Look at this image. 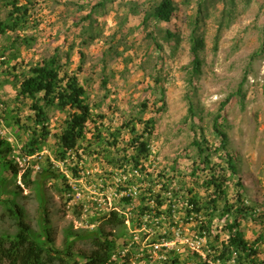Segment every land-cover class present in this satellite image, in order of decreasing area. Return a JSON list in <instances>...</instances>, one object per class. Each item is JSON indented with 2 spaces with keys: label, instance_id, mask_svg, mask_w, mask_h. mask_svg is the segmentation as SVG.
<instances>
[{
  "label": "rangeland",
  "instance_id": "obj_1",
  "mask_svg": "<svg viewBox=\"0 0 264 264\" xmlns=\"http://www.w3.org/2000/svg\"><path fill=\"white\" fill-rule=\"evenodd\" d=\"M89 1L94 4L97 0H20L30 3L32 27L28 33L37 38L30 48L22 47L21 60L36 63L59 51L64 70L78 72L94 115L87 124V140L82 148L72 152L65 161L58 159L55 153L65 112L49 108L51 134L42 149L29 158L21 150L27 135L21 131L19 137L6 122H0L2 135L17 147L9 158H14L20 167L17 180L9 170L3 174L7 183L5 193H0V236L18 231L4 199L15 198L25 208L27 221L36 232L40 231L41 215L47 214L58 249L64 248L68 229L80 233L101 224L106 232H118L119 227L112 229L103 220L105 214L116 209L132 216L136 224L132 226L130 219L126 221L130 235L119 238L117 253L106 264H172L171 259L178 254L179 264H194L193 251L206 260L205 241L197 234L198 222L196 219L187 222L185 218L184 201L189 198V188L205 200L212 194V190L203 186L208 170L203 171L194 141L207 140L213 149V162L226 165L225 159L214 150L220 141L212 123L220 102L234 94L220 119L229 137L228 149L238 167L237 176L229 181L230 198L235 199L239 179L246 188V205L254 212L242 220V229L246 239L258 247V256L264 261V55L252 63L250 59L264 37V0H235V16L224 25L218 38V18L224 5L219 3L217 8L208 9L209 14L201 26L206 43L200 52L202 72L194 80L195 88L189 83L193 54L188 22L197 14L198 0H174L180 11L173 19L168 23H156L152 19L148 26L144 25L143 18L145 9L152 6L151 0H114L105 10L94 14L92 28L89 20H81L90 11ZM0 2L1 17L5 18L9 7L5 0ZM133 3L140 6V12H133ZM80 5L87 8L81 10ZM168 29L181 36L180 44L168 40ZM3 79L2 75L0 107L4 110L2 105L9 104V108L19 111L26 121L32 114L29 101L15 100L16 90L9 83L2 84ZM104 80H107L106 85ZM243 80L242 91L237 93ZM189 91L198 111L194 119L189 116ZM162 94L163 108L159 100ZM143 102L147 103V109H143ZM134 117L155 118L151 154L144 161L147 173L151 174L148 178L153 177L156 193L173 199L180 208L174 211L173 217L164 212L151 221L150 226H140L143 215L137 208L141 200L140 187H144L145 182L136 179L140 176L138 170L127 172L121 166L124 147L130 138L127 121ZM138 128L142 130L143 126L139 124ZM118 129L117 147L110 141ZM99 130L105 137L104 142L97 137ZM113 157L118 160L113 161ZM29 166L33 169L32 179L38 185L25 187L21 175ZM44 167L48 173L42 172ZM195 167L199 168L194 175ZM128 169L132 168L128 166ZM227 173L230 174L231 169ZM165 181L171 193L163 192ZM39 188L43 198L38 195ZM134 190L137 193H133ZM173 194H178V198ZM128 196H132L130 203L125 201ZM165 209L166 206L162 208ZM94 217H98L97 221H93ZM225 225L226 218L216 217L214 234L225 233L222 231ZM165 229L171 230L173 239L156 240L157 230ZM126 240L135 241L139 247L124 245ZM157 244L159 248L155 247ZM93 248L90 239L75 243L76 250L90 253ZM0 261V264H12L3 257Z\"/></svg>",
  "mask_w": 264,
  "mask_h": 264
},
{
  "label": "trees",
  "instance_id": "obj_2",
  "mask_svg": "<svg viewBox=\"0 0 264 264\" xmlns=\"http://www.w3.org/2000/svg\"><path fill=\"white\" fill-rule=\"evenodd\" d=\"M114 0H97L88 5L90 11L81 18V20H89L91 28L93 27L94 14L100 10L106 9L108 3ZM189 1V0H187ZM32 2V0H30ZM219 3H223L221 15L218 18L217 38L220 36L224 25L229 24L235 16V0H198V10L195 17L188 22L189 27V43L193 54L191 69L188 72L189 83L195 88L194 80L199 77L202 72V59L200 57L201 50L205 47V38L201 32L202 22L208 9L211 6L217 8ZM5 4L9 7L5 18L1 17L2 4L0 2V79L2 75L4 79L2 84H11L16 90L15 100L29 101V107L32 114L28 115L26 121L20 117V112L9 108V104L0 107V122L4 121L13 131L20 137L23 131L27 135L21 150L25 157L29 158L42 149L43 144L51 134L49 108H55L66 113V119L62 127V131L58 135L57 147L55 148L56 157L65 161L72 152H77L82 148L83 143L87 140V124L93 120V108L87 101V89L81 83L78 72L69 73L64 70V64L59 56V51L54 52L51 56L43 58L36 63H24L21 60L22 47L30 48L37 40L35 35H30L28 29L32 27L30 3H21L20 0H5ZM151 7L145 9L143 23L148 26L153 19L156 23L170 22L177 11H180L174 0H151ZM79 8L85 9L86 5H80ZM133 12H140V6L137 3L132 5ZM206 9V12L204 11ZM205 12V13H204ZM29 23H31L29 25ZM122 23V22H121ZM168 40L176 45L180 44L181 36L173 32L171 29L166 30ZM86 41V40H84ZM83 41V42H84ZM117 51V49H115ZM108 53V52H107ZM264 55V37L260 48L251 55V63L260 55ZM84 58L83 56L81 59ZM78 69H81L79 66ZM247 74L244 80L247 78ZM244 80L239 85L237 93L242 91ZM104 85L107 80H104ZM234 94H230L227 98L220 102L217 113L213 117V128L216 136L219 138L220 144L214 150L221 154L225 159L226 165H219L212 160L213 149L209 142L205 139L199 141L195 139L194 144L198 147V156L200 162L204 165L203 171L208 170V175L203 181L206 190H212L208 199H204L193 188L188 189V196L185 203L186 221L195 220L197 223V234L204 239L205 250L207 252L206 260L198 252L193 251L191 256L194 257V264H264L258 256V247L250 243L246 239L242 229V220L250 217L254 212L253 209L246 205L245 194L246 188L237 179L236 186L239 188L233 198H230L229 181L233 180L238 174V167L234 155L229 151V137L223 129L222 111L230 103ZM189 101V116L195 118L198 114L191 92L187 93ZM159 100L162 102L161 108L165 106L164 95ZM143 109H147V103H142ZM103 117V116H101ZM9 120H11L9 122ZM30 121V122H29ZM141 124L143 129L140 130L138 125ZM156 120L150 117L147 120L141 118H132L127 121L129 127L130 138L125 150V156L122 158L121 166L125 171L138 170L140 176H136L144 187H140V204L137 207L143 219L139 223L140 226H150L151 221L156 217L160 218L167 211L168 216L173 217L174 211H180L178 204L173 199H169L160 193L154 191L153 177L148 178V167L144 163L151 154L150 139L155 130ZM17 128V129H15ZM96 129H99L96 127ZM120 129L113 132L110 143L118 147V134ZM101 142L105 141V137L101 131L97 135ZM17 148L11 141L4 137L0 130V193H5L7 180L3 177L4 172L11 171L14 180H17L20 167L14 158H9ZM225 153V156L222 155ZM111 157V155L109 154ZM112 160V159H111ZM118 157H113V161H117ZM196 164V162H195ZM128 166L132 169H128ZM195 166V165H194ZM199 167L193 169L195 175ZM228 169L231 173L228 174ZM42 172H49L44 167ZM75 170V169H74ZM32 167H27L21 178L25 183V187L31 184L38 185L35 179H32ZM130 183H136L130 181ZM150 182V183H148ZM168 181L163 184L164 193H171ZM40 187V185H39ZM18 188L19 185H18ZM162 188V187H161ZM16 193V192H15ZM155 193V194H154ZM38 195L43 198L41 188ZM148 195L150 197H148ZM178 198V194H173ZM132 200V196L125 198L126 202ZM9 214L14 218L18 231L15 234L0 236V260H10L12 264H106L112 260V256L117 253L118 240L121 237H128L129 231H126V221L130 219V224L135 226L136 219L127 213H121L118 210H111L103 217L107 225L112 229L120 228L118 232H106L104 226L95 229L84 230L80 233H74L71 229L65 232V245L63 249H58L54 245V235L47 214L41 215L39 220L40 231L36 232L31 228L27 221V213L23 206L16 202L15 198L4 199ZM166 206L165 210L162 208ZM44 208V207H43ZM42 208V209H43ZM183 209V207H181ZM45 211V208H44ZM176 211V212H177ZM147 217V218H146ZM203 217V219H199ZM216 217L219 219L226 218V225L222 231L214 234L213 223ZM146 218V220H145ZM98 217H94L93 221H97ZM176 225V223H174ZM156 228V225H154ZM133 230V229H132ZM226 237H223V235ZM157 239L161 237L164 240H172L170 229L164 231L157 230ZM132 235V239H133ZM80 239H90L93 243V250L90 253L75 249V243ZM155 242V241H154ZM138 248L139 244L135 241H125L124 245H130ZM129 252V249H128ZM176 254V253H175ZM174 254V255H175ZM1 262V261H0ZM172 264H179V254L171 259Z\"/></svg>",
  "mask_w": 264,
  "mask_h": 264
},
{
  "label": "built area",
  "instance_id": "obj_3",
  "mask_svg": "<svg viewBox=\"0 0 264 264\" xmlns=\"http://www.w3.org/2000/svg\"><path fill=\"white\" fill-rule=\"evenodd\" d=\"M134 192L137 193V190H134L133 193H134ZM166 244L168 245V243H166ZM155 247H156V248H159V245L157 244V245H155Z\"/></svg>",
  "mask_w": 264,
  "mask_h": 264
},
{
  "label": "clouds",
  "instance_id": "obj_4",
  "mask_svg": "<svg viewBox=\"0 0 264 264\" xmlns=\"http://www.w3.org/2000/svg\"><path fill=\"white\" fill-rule=\"evenodd\" d=\"M169 193V192H168Z\"/></svg>",
  "mask_w": 264,
  "mask_h": 264
}]
</instances>
